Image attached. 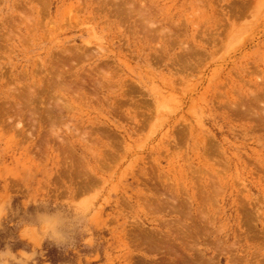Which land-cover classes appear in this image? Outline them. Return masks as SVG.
Instances as JSON below:
<instances>
[{
	"label": "rangeland",
	"instance_id": "obj_1",
	"mask_svg": "<svg viewBox=\"0 0 264 264\" xmlns=\"http://www.w3.org/2000/svg\"><path fill=\"white\" fill-rule=\"evenodd\" d=\"M69 194L37 264H264V0H0V200Z\"/></svg>",
	"mask_w": 264,
	"mask_h": 264
},
{
	"label": "clouds",
	"instance_id": "obj_2",
	"mask_svg": "<svg viewBox=\"0 0 264 264\" xmlns=\"http://www.w3.org/2000/svg\"><path fill=\"white\" fill-rule=\"evenodd\" d=\"M65 199L67 203L55 205L46 200L28 201L26 206L22 202L23 215L20 209L12 208L11 199L0 200V231L3 230L4 222L10 216L19 217V225L26 224L30 230H35L30 231L29 236L21 235L19 232L20 239L32 245L30 252L20 250L14 253L11 247L6 245L4 249H0V264H37L36 257L44 255L39 249L45 240L52 242L58 248L70 250H74L78 242L84 246L94 243L91 210L85 211L70 194ZM30 206H35L34 214L28 213L27 209ZM31 237L40 241L38 247L35 246Z\"/></svg>",
	"mask_w": 264,
	"mask_h": 264
}]
</instances>
